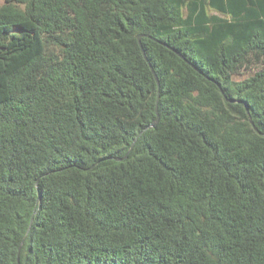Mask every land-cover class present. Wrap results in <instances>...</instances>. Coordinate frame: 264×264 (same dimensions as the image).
<instances>
[{
	"label": "trees",
	"instance_id": "16d2710c",
	"mask_svg": "<svg viewBox=\"0 0 264 264\" xmlns=\"http://www.w3.org/2000/svg\"><path fill=\"white\" fill-rule=\"evenodd\" d=\"M19 261L264 264V0L0 5V264Z\"/></svg>",
	"mask_w": 264,
	"mask_h": 264
},
{
	"label": "water",
	"instance_id": "95a60500",
	"mask_svg": "<svg viewBox=\"0 0 264 264\" xmlns=\"http://www.w3.org/2000/svg\"><path fill=\"white\" fill-rule=\"evenodd\" d=\"M143 36H144V34H139V35H138L139 43H140V46H141V49H142L143 55H144L145 58L147 59L149 65H150V67H151V69H152V71H153V73H154V76H155V78H156V81H157V83H158V86L160 87V80H159V77H158V75H157V73H156V71H155L153 65H152L151 62L149 61V59H148V57H147V54H146V52H145L144 46H143V44H142V37H143ZM147 36H148V37H151L150 35H147ZM152 38L155 39V40H158V39H156V38H154V37H152ZM164 44H165L166 46H168L169 48H171L173 51H175V52H176L180 57H182L184 60L188 61V60L185 58V56H184L180 51H178L177 49H175V48L172 47V46H169V45L166 44V43H164ZM189 63H190V62H189ZM190 64L192 65V63H190ZM193 66H194L198 71H201L196 65H193ZM159 99H160V92L158 93V97H157L156 105H155L156 117H155L154 121L152 122V124L150 125V126H152V127H155V126L158 124L159 120H160ZM20 250H21V247H20V249H19V252H20ZM19 264H20V261H19Z\"/></svg>",
	"mask_w": 264,
	"mask_h": 264
},
{
	"label": "rangeland",
	"instance_id": "374dc122",
	"mask_svg": "<svg viewBox=\"0 0 264 264\" xmlns=\"http://www.w3.org/2000/svg\"><path fill=\"white\" fill-rule=\"evenodd\" d=\"M3 3H5V0H0V5H2ZM211 13H217L218 11L215 9H211L210 10ZM250 73H245L244 76L249 75Z\"/></svg>",
	"mask_w": 264,
	"mask_h": 264
},
{
	"label": "crops",
	"instance_id": "0c3cea01",
	"mask_svg": "<svg viewBox=\"0 0 264 264\" xmlns=\"http://www.w3.org/2000/svg\"><path fill=\"white\" fill-rule=\"evenodd\" d=\"M211 9H213V8H211ZM216 10V9H215ZM219 12H217V14H218Z\"/></svg>",
	"mask_w": 264,
	"mask_h": 264
}]
</instances>
